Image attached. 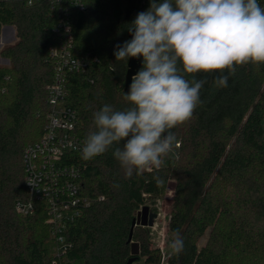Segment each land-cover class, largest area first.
Instances as JSON below:
<instances>
[{
    "label": "trees",
    "instance_id": "trees-1",
    "mask_svg": "<svg viewBox=\"0 0 264 264\" xmlns=\"http://www.w3.org/2000/svg\"><path fill=\"white\" fill-rule=\"evenodd\" d=\"M85 3L73 14L74 47L92 59L86 72L68 71L65 79L67 104L76 109L84 138L104 104L128 106L123 99L128 62L116 61L114 49L130 40L127 25L150 0ZM57 22L44 3L0 5V33L3 25H14L17 34L1 50L10 63L0 64V264H53L60 258L46 202L34 201L32 214L16 210L18 200L31 199L23 152L44 132L47 85L55 74L49 47L59 41ZM218 75L195 74L206 81L201 103L190 120L172 129L177 146L159 168L126 178L113 149L87 161L81 152L64 154L63 163L77 168L81 191L92 200L66 228L71 246L64 264H126L131 258V264H162L163 252L153 246L149 229L132 224L170 181L175 182L170 237L178 230L184 250L171 249L168 264H264V65L239 66L224 88L214 84Z\"/></svg>",
    "mask_w": 264,
    "mask_h": 264
},
{
    "label": "clouds",
    "instance_id": "clouds-1",
    "mask_svg": "<svg viewBox=\"0 0 264 264\" xmlns=\"http://www.w3.org/2000/svg\"><path fill=\"white\" fill-rule=\"evenodd\" d=\"M127 30L132 38L115 46L116 61L142 58L123 95L128 106L117 110L104 104L93 113L81 158L92 160L113 149L130 178L159 168L177 146L172 129L190 120L201 103L206 81L195 74L218 72L214 84L224 88L239 66L264 65V5L258 0H150ZM169 246L175 254L184 250L178 230Z\"/></svg>",
    "mask_w": 264,
    "mask_h": 264
},
{
    "label": "built area",
    "instance_id": "built-area-1",
    "mask_svg": "<svg viewBox=\"0 0 264 264\" xmlns=\"http://www.w3.org/2000/svg\"><path fill=\"white\" fill-rule=\"evenodd\" d=\"M3 1L5 0H0V5ZM25 1L29 5H48L51 14L58 18L55 31L59 35V41L49 47L55 74L47 85L49 110L46 113L44 132L39 140L28 144L23 152L25 181L31 199L18 200L16 210L22 214H32L35 210L34 201L46 202L50 237L54 241V251L60 257L59 260L54 259L53 264H64L66 252L71 246L66 241V228L81 214L84 207L92 203L91 198L81 191L77 168L62 161L66 152H81L85 139L76 127V109L67 104L65 79L68 71L86 72L92 59L88 54L76 52L72 29L74 11L85 9L86 3L85 0ZM258 2L264 5L260 0ZM6 29H9L14 40L15 35L17 37L14 25H3L0 38ZM1 45L3 48L6 44L0 41V47ZM0 59L3 64L10 63L8 58ZM94 60L98 58L94 57Z\"/></svg>",
    "mask_w": 264,
    "mask_h": 264
},
{
    "label": "rangeland",
    "instance_id": "rangeland-1",
    "mask_svg": "<svg viewBox=\"0 0 264 264\" xmlns=\"http://www.w3.org/2000/svg\"><path fill=\"white\" fill-rule=\"evenodd\" d=\"M16 38L17 37L15 35L14 40ZM14 40L10 35L9 29H6L2 37L0 38V41L1 42L3 41V43L6 45L12 44ZM1 48H2V45L0 47V55H1V50H2ZM0 57H3V56L1 55ZM0 64H3V63L0 62ZM173 154H174V151L172 150L165 157H163L162 164H165L167 159ZM174 184H175L174 181H170L165 194L161 198H158L155 201H148L147 204L144 207H142L139 211H137L136 213V221H137L136 225L142 224V226H144L145 228H148L150 232V239L152 241L153 246L161 248L163 252L162 264H168L166 261V258L168 257V254L171 251V248L169 246L171 242V237H170L168 223H169V218H170V213H171V208H172ZM151 214H154L152 226L149 225ZM207 236L208 235H205L200 239V242H199L200 245H203L205 243ZM134 264H143V261H140Z\"/></svg>",
    "mask_w": 264,
    "mask_h": 264
},
{
    "label": "water",
    "instance_id": "water-1",
    "mask_svg": "<svg viewBox=\"0 0 264 264\" xmlns=\"http://www.w3.org/2000/svg\"><path fill=\"white\" fill-rule=\"evenodd\" d=\"M127 34L129 38L131 39L132 37L128 31H127ZM141 67H142V58H130L128 60V70L126 73V81H125V91L126 92L129 91L132 75L136 74ZM153 215L154 214L150 215V220H149L150 226L153 225ZM136 224L137 223H136V218H135L133 219L132 229L135 227ZM130 240H131V237H130ZM133 261H134V258H131L126 264H131Z\"/></svg>",
    "mask_w": 264,
    "mask_h": 264
}]
</instances>
